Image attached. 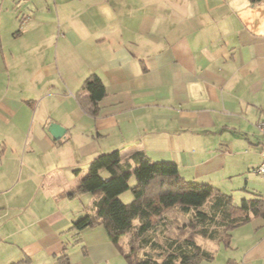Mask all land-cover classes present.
I'll return each mask as SVG.
<instances>
[{"label": "crops", "instance_id": "obj_1", "mask_svg": "<svg viewBox=\"0 0 264 264\" xmlns=\"http://www.w3.org/2000/svg\"><path fill=\"white\" fill-rule=\"evenodd\" d=\"M262 121L264 0H0V264H129L74 227L98 195L70 196L115 150L264 200ZM206 246L197 264H264V216Z\"/></svg>", "mask_w": 264, "mask_h": 264}, {"label": "trees", "instance_id": "obj_2", "mask_svg": "<svg viewBox=\"0 0 264 264\" xmlns=\"http://www.w3.org/2000/svg\"><path fill=\"white\" fill-rule=\"evenodd\" d=\"M82 89L93 104L105 95L97 76L86 80ZM129 189L132 199L127 203L120 196ZM84 193L98 198L74 227L103 225L129 264L211 261L215 253L206 243L229 245L232 231L252 216H264L259 196L235 203L209 184L185 181L175 163L152 161L144 153L129 160H122L117 150L98 155L70 196Z\"/></svg>", "mask_w": 264, "mask_h": 264}, {"label": "built area", "instance_id": "obj_3", "mask_svg": "<svg viewBox=\"0 0 264 264\" xmlns=\"http://www.w3.org/2000/svg\"><path fill=\"white\" fill-rule=\"evenodd\" d=\"M258 131L259 133L261 134V136L263 137L264 139V121L260 122L258 124ZM256 173H262L264 172V149H263V152H262V160H261V163L258 167L255 168L254 170Z\"/></svg>", "mask_w": 264, "mask_h": 264}, {"label": "rangeland", "instance_id": "obj_4", "mask_svg": "<svg viewBox=\"0 0 264 264\" xmlns=\"http://www.w3.org/2000/svg\"><path fill=\"white\" fill-rule=\"evenodd\" d=\"M104 177H106L105 175H104ZM134 185V181L133 180H131V187ZM230 196H232V195H230ZM125 197V198H124ZM214 196H211L210 197V199H209V201L208 202H211L213 199ZM120 198L124 201V202H129V201H131V199H132V193H131V190L129 189V190H127V191H125L123 194H121V196H120ZM126 199H129V200H126ZM232 199H233V197H232ZM236 201H238V202H240V200H236ZM233 202H234V200H233ZM237 202V203H238Z\"/></svg>", "mask_w": 264, "mask_h": 264}, {"label": "water", "instance_id": "obj_5", "mask_svg": "<svg viewBox=\"0 0 264 264\" xmlns=\"http://www.w3.org/2000/svg\"><path fill=\"white\" fill-rule=\"evenodd\" d=\"M51 129H50V132H52V134L54 135V137H57L58 133H60V130L57 126H55L54 124L51 125Z\"/></svg>", "mask_w": 264, "mask_h": 264}]
</instances>
